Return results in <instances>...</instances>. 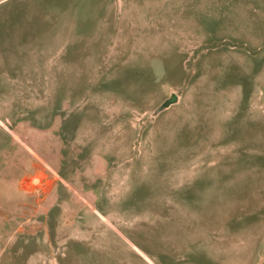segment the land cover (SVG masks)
<instances>
[{"label":"rangeland","instance_id":"1","mask_svg":"<svg viewBox=\"0 0 264 264\" xmlns=\"http://www.w3.org/2000/svg\"><path fill=\"white\" fill-rule=\"evenodd\" d=\"M262 255L264 0H0V264Z\"/></svg>","mask_w":264,"mask_h":264},{"label":"water","instance_id":"2","mask_svg":"<svg viewBox=\"0 0 264 264\" xmlns=\"http://www.w3.org/2000/svg\"><path fill=\"white\" fill-rule=\"evenodd\" d=\"M263 262H264V256L262 255L255 264H263Z\"/></svg>","mask_w":264,"mask_h":264}]
</instances>
